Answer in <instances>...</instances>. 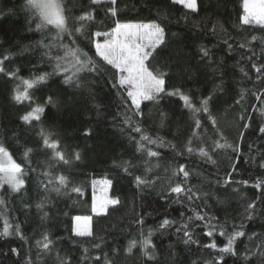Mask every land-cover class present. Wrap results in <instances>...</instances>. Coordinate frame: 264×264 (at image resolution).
<instances>
[{
    "label": "trees",
    "instance_id": "trees-1",
    "mask_svg": "<svg viewBox=\"0 0 264 264\" xmlns=\"http://www.w3.org/2000/svg\"><path fill=\"white\" fill-rule=\"evenodd\" d=\"M59 1L64 8L69 29L74 30L79 27L80 24L75 17L81 14L89 0ZM198 5L199 12L191 13L182 5H173L171 0H120L119 18L144 22L155 19L166 26L170 37L168 47L161 51L159 63L153 61V64L158 68L165 63L170 65L171 84L182 86L186 91L190 89L195 94L193 96L194 106L199 107V97L214 91V85L223 80L222 89L217 91L219 99L212 108V112L217 119L220 131L229 142L237 137L239 111H233V108L239 109V106L234 105V98L238 99L241 88L245 89L242 104L248 108V115L253 116L256 123L253 124V129L245 132L246 142L241 144L244 154L241 156L238 171L233 175L236 180L248 179L250 181L249 185L240 186L241 195L254 197L259 194L260 190L253 188L252 184L261 174H264V169L259 167L260 156L264 154V137H261L256 130L264 117H261L258 111L253 110L262 107L261 101L256 99V95L259 94L257 91L259 82H256L254 87L256 73L251 69V62L248 61H241L240 64L249 70L252 80L241 79L236 66L239 56H235L234 59L235 54L229 55L225 51L226 46L223 44V39L230 36L229 42L237 45L243 42L242 37L251 40V36L255 35L258 40L252 41V44L256 46L257 53H260L261 46L258 41L259 38L264 37V29H260L258 25L241 24V17L245 14L243 0H198ZM102 18L103 13L101 12L97 17V24ZM39 22H41L39 12L29 9L27 0H0V56L9 51L14 53V59L11 62H5V68L11 69L19 66L20 75L25 78L31 75L30 70L37 73L52 70L51 66L42 62L43 49L34 45L44 36L55 35L56 29L52 25H46L42 30H36V23ZM30 24L31 30H29ZM111 24L112 21L106 19L101 30H108ZM213 28L216 34H213ZM95 30H97L96 27L91 28V31ZM172 33H176V36L172 37ZM102 40L103 37H101ZM69 41L70 38L65 42ZM199 44L206 45L214 52V63L211 67L202 66L197 51ZM26 46L28 50L23 51ZM217 65H220V69L213 72V68ZM17 83L19 82L0 74V142L4 143L17 163L22 161L25 146L32 149L29 153L30 167L36 171H28L25 177V190L11 194L8 197L9 203L4 208L7 209L9 222H20L23 232L29 237L28 244H24L23 248L24 251L31 249L33 264H60L59 257H65V254L71 264H78L84 248H88L92 256H101V264H103L105 253L109 264H157V262H149L143 256L139 245L133 248L130 254L125 251L129 240L140 238L139 226L134 223L137 215L152 213L151 216H145V230L155 226L165 213L170 218L177 219L180 218V213H184L185 216L192 215V207L195 205L170 204L169 201L161 199L157 192L166 190L170 185L174 186L176 182L183 179L182 174L177 176L172 174L180 164L188 166L190 170L188 186L207 190L209 182H212L214 187H218L214 185V182L218 178H223L226 170L230 171L229 156L238 155L232 153L231 149H216L215 152H211L213 140L219 139V136L203 114L197 117L201 119L202 127L196 129L192 114L183 107V102L178 97L161 101L159 108L150 102H145L147 107L142 105L146 113L142 120V127L147 134L153 138L162 137L165 142L181 147L192 139L191 146L196 149V152L188 155L185 151L184 155L174 156V149L171 147L157 148L156 145H148L145 142L146 149L159 151L160 156L148 157L146 151L135 153L137 159L134 161L136 164L134 175H145L146 173L147 177L154 182L153 188H148L140 194L133 183L132 176L123 175L122 178L115 179L119 170L113 167V161L131 160L134 148L129 143L128 137L131 135L138 139L139 134L131 132L128 125H123L125 132L121 133L117 121L122 120V117L118 115L122 107L119 97L113 95L115 90L111 89L110 85L105 86L103 91L99 86L94 89L108 105L102 109L103 115L97 116L92 104L80 95H76L71 103H67L73 90L65 91V86L60 85L56 78L50 79L47 87L40 85L35 89H30L31 101L17 102L13 99ZM57 92L60 93L59 99L61 100L58 108H47L40 121L33 120L26 124L20 119L29 110L30 105L34 107L37 103H43L49 95ZM160 108L168 114L163 127L160 126L158 116ZM89 129L92 130V134L85 135ZM42 131L51 134L48 135L49 142H58L59 147L56 150L43 145V137L40 135ZM193 132H196L198 137H192ZM220 142L223 143V140ZM248 144H251L250 152ZM201 146L210 151L217 165L207 163L199 156L198 148ZM55 151L62 152L68 163L59 160L55 156ZM77 152L81 156L79 160L75 159ZM249 156H255L256 161L251 162ZM38 173L48 174L47 176L41 175L40 178L44 179L45 183L51 179L52 184L49 187L59 186L57 178L61 175L67 177L69 181L67 194H64L65 189L62 186H60V193L50 191L47 194L51 203H47L43 211H47L49 217L43 221L41 220L42 212L36 208V204L45 197V193L37 186ZM105 178L114 179L113 188L109 191L110 197L118 196L121 203L115 207L109 205L106 214L96 215L92 212L93 181ZM72 186L80 187L81 192H72ZM7 187V185L4 186L5 189ZM218 196L224 201L223 203L218 204L215 199L209 200L208 203L211 205L210 211L219 220L223 221L226 213L228 217H233L238 215V211H243L238 196L229 197L223 194H218ZM24 203L31 205L27 212L23 209ZM4 208H0V211H4ZM75 216L92 217L91 227L94 237L99 236L104 240L103 252L92 247L94 242H99L94 238L72 236V218ZM239 222V219L232 221L237 224ZM245 224L249 233L258 234L264 231V219L262 218L257 217L254 222L246 221ZM2 229L3 219H0V231ZM45 230H48L55 240L54 248L47 252L36 246V240L41 238V233ZM229 230H231V223ZM57 237L59 239H55ZM74 240L77 242L74 243ZM153 241L157 244L158 261L160 264H165L168 258L167 246L170 241L175 242V237H160L157 233ZM201 242L208 243L209 238L202 236ZM223 242V237L217 238L218 244ZM22 243L12 236L7 239L0 238V249L7 252L9 246L20 247ZM197 247L193 245L192 252H186L184 245H179L176 249L180 253L178 259L185 260L190 257L195 259L197 264H204L205 259H211L210 255L197 253ZM252 251L255 252L257 249L252 248ZM257 259L258 257L252 258L251 264H257ZM16 260L17 257L14 255H8L6 258L0 257V264H13ZM229 264H232L231 259ZM241 264H243L242 261Z\"/></svg>",
    "mask_w": 264,
    "mask_h": 264
},
{
    "label": "snow or ice",
    "instance_id": "snow-or-ice-1",
    "mask_svg": "<svg viewBox=\"0 0 264 264\" xmlns=\"http://www.w3.org/2000/svg\"><path fill=\"white\" fill-rule=\"evenodd\" d=\"M173 5H182L184 8L191 11V13L199 12L198 0H171ZM120 0H89L88 5L82 9L81 14L75 17L80 26L74 30H70L67 25L64 8L57 2V0H27V7L35 9L39 12V23H36V30H42L46 25H52L56 29L55 35H48L36 41V47L43 49L42 62L51 66V72H33L28 78L20 75L21 68L19 66L11 69L5 68V62H11L14 59V53L8 52L0 56V74L8 77L11 80L18 81L15 86V95L13 99L17 102L22 100H32L29 92L30 89L43 85L48 86V81L56 78L58 83L65 86L67 89H72V96L68 97L67 103H71L76 95H80L88 100L96 111L97 116H102V109L106 108L107 103L99 97V93L94 89L99 86L101 91L105 86L110 85L114 89L113 95L119 97V102L122 110L118 113L122 120L117 121L120 125L121 133L125 132L123 125H128L131 132L139 134L137 139L135 136L129 135V143L133 145L134 151L131 160L113 161V167L119 170L115 179L122 178L123 175L133 177V183L143 194L146 189L153 188L154 182L151 181L146 173L145 175H134L137 159L136 152H145L148 157L157 158L160 156L159 151L145 148V142L148 145H156L157 148L171 147L174 149V156L184 155L185 151L188 155L196 152L193 148L192 139H189L186 145L182 147L171 142H165L162 137L153 138L147 134V131L142 127V120L146 113L142 105L145 102H150L159 108L161 101L171 97H178L183 102V107L188 109L194 119L196 129L202 127L201 119L197 118L203 114L207 121L210 122L215 133L219 139L213 140L211 152L216 149L227 150L231 149L232 153L238 154L236 156H229L230 171L226 170V175L223 178H218L214 185L209 182L207 190L201 187L188 186V179L190 170L188 166L180 164L176 171L172 174L177 176L182 174L183 179L176 182L174 186H169L166 190L157 192L161 199L169 201L170 204L188 203L192 207V215L185 216L180 213V218L169 217L165 213L162 219L158 220L153 227L145 230L146 224L145 216H151L152 213L138 214L134 223L139 228V239H131L125 249L127 253H131L132 249L139 247L142 254L149 262H157V244L154 243L153 237L159 233L160 237L174 236L175 242H169L167 246L168 258L165 264H197L195 259L190 257L185 260L178 259L180 253L176 251L179 245H184L186 252H192V246L196 245L197 253L203 255H210L211 259H205L204 264H251L252 258L257 259V264H264V231L260 233H249L246 229V221H255L257 217L264 219V174L252 184V187L260 190L258 195L254 197H247L241 195L240 186L249 185L248 179L236 180L234 173L238 171V165L241 162V156L244 154L241 149V144L246 142L245 132L253 129V124L256 123L253 116L248 115V108L242 104L244 100L245 89L241 88L238 93L239 98H234V105H238L239 109L233 108V111H239L237 117V137L232 142H229L223 136L217 125V119L213 115L212 108L216 104L219 96L217 91L222 89L223 80L219 84L214 85V91L207 95L199 97V107L194 106L193 94L191 90H184L182 86L172 85L170 81V65L167 63L161 65L159 68L153 64V61L159 63L161 51L168 47L170 37L166 31V26L162 22H157L155 19H149L147 22L142 20H121L119 18ZM244 15L241 17L242 25H258L260 29H264V0H243ZM103 13V18L97 24V17ZM111 20L112 24L108 30H101L104 26L105 20ZM92 27L97 30L91 31ZM31 30V24L29 25ZM213 34H216L213 28ZM225 35L228 34L225 32ZM172 37L176 33L171 34ZM101 37L103 40L101 41ZM70 38L69 42H65ZM229 38L223 39V44L226 46L225 51L229 55L239 56L236 60L241 79L251 81L252 77L249 75V70L241 66V61L251 62V69L255 71V81L259 82V87L256 93V99L261 101L262 107L253 109L258 111L261 117H264V37L259 38L260 53H257L256 46L252 41H257L258 37L251 36V40L242 37L243 42L234 45L230 43ZM27 46L23 51H27ZM55 50V51H54ZM94 50V51H93ZM245 50V51H241ZM199 59L202 66L205 68L211 67L214 63V52L212 49L204 44L197 45ZM250 53V54H249ZM222 63V61H221ZM169 69V71H165ZM220 69V65L213 68V72ZM101 81L103 83L101 84ZM22 86V88H21ZM60 93L49 95L43 103H37L35 106H29V110L20 117V119L28 124L31 121H40L41 116L49 107L58 108L61 104L59 99ZM160 126H164V121L168 118V114L162 108L159 109ZM140 118V119H134ZM115 120L116 117L114 116ZM256 130L261 137H264V119H261L257 125ZM92 130L89 129L85 135H91ZM43 137V145L47 148L56 150L59 145L58 142H49L48 135L50 133H40ZM192 137H198L196 132L192 133ZM223 140V143L220 141ZM248 150L251 151V144H248ZM32 149L25 146L21 163H17L13 159L12 153L8 151L3 142H0V208L9 203L8 197L14 193H21L25 190V184L28 171L35 172L36 169L30 167L29 153ZM199 156L204 158L207 163L217 165V161L212 158L209 150L204 147H199ZM55 156L64 163H68L65 155L62 152L55 151ZM75 159H81L80 153H75ZM251 162L256 161L255 156H249ZM259 167L264 169V154L260 156ZM147 172V169H146ZM41 175L47 176V173L39 174L37 177V186L44 193L43 200L36 204L38 211L42 212L41 220H46L49 217L47 211H43L47 203H51L47 194L50 191L57 193L61 192L62 186L67 194V187L69 184L68 178L61 175L58 179L59 186L49 187L52 184L51 179L45 183L41 179ZM97 183H102L105 198L97 203L95 197L93 198L92 212L96 215L106 214L109 205L115 207L121 203L118 196L107 197V192L113 188L114 179L105 178L101 182L93 181V186ZM7 185V189L4 186ZM237 187H233V186ZM10 190V191H9ZM72 192L80 193L81 188L77 186L71 187ZM175 194V196H173ZM218 194L225 196L236 195L239 197L240 207L243 211H238L237 216L228 217L227 213L223 221L210 211L211 205L209 200L215 199L218 204L224 201L219 199ZM143 199V195H141ZM31 205L23 204V209L27 212ZM199 209V210H198ZM0 219H3V229L0 231V238L7 239L12 236L18 238L23 243L20 247L9 246L7 252L0 249V257L6 258L8 255H14L17 260L13 264H33L31 259V249L24 251L23 245L28 244L29 237L23 232L20 222H9L7 209L0 211ZM239 219V223H232ZM91 216H75L72 218L71 233L73 237L77 238H94L95 241L92 247L98 250L102 249L104 240L102 237H94L91 227ZM231 223V230L229 224ZM174 229V231H172ZM200 229L201 231H197ZM202 236L209 238L208 243H202ZM223 237L224 242L218 244L217 238ZM55 239H59L58 237ZM247 240V243H245ZM257 241L259 243H257ZM74 243L77 241H73ZM55 240L51 233L45 230L41 233V238L36 240V246L43 250L51 251L54 248ZM243 245V247H241ZM251 245V247L249 246ZM256 248L257 251H252ZM207 250V251H205ZM116 251V249H114ZM60 264H71V261L65 257H59ZM78 264H101V256H92L88 248H84ZM103 264H109L107 254L103 255Z\"/></svg>",
    "mask_w": 264,
    "mask_h": 264
},
{
    "label": "rangeland",
    "instance_id": "rangeland-1",
    "mask_svg": "<svg viewBox=\"0 0 264 264\" xmlns=\"http://www.w3.org/2000/svg\"><path fill=\"white\" fill-rule=\"evenodd\" d=\"M57 2L60 4L59 0H57ZM103 180L104 179H97L95 181L101 182ZM109 191H110V189L107 192V197H110V192ZM94 197H95L97 203H99L101 200H103L105 198V192H104V188H103V184L102 183H97L95 185V187H94Z\"/></svg>",
    "mask_w": 264,
    "mask_h": 264
}]
</instances>
